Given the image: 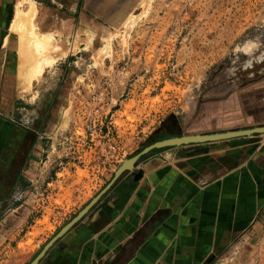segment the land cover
Segmentation results:
<instances>
[{"label":"rangeland","instance_id":"374dc122","mask_svg":"<svg viewBox=\"0 0 264 264\" xmlns=\"http://www.w3.org/2000/svg\"><path fill=\"white\" fill-rule=\"evenodd\" d=\"M32 1L33 30L50 43L31 81L22 33L9 31L26 0H0V75L17 108L11 124L34 128L39 142L23 191L0 205V264H28L146 146L264 125V0ZM233 255L210 261L264 264V237L234 244Z\"/></svg>","mask_w":264,"mask_h":264},{"label":"crops","instance_id":"0c3cea01","mask_svg":"<svg viewBox=\"0 0 264 264\" xmlns=\"http://www.w3.org/2000/svg\"><path fill=\"white\" fill-rule=\"evenodd\" d=\"M3 79L0 75V205L5 207L23 191L25 164L39 142L34 128L11 124L17 108L9 105ZM237 127L193 135L248 128ZM27 139L28 158L16 167ZM253 237H264V135L151 152L38 264H213L218 256L233 258L234 244Z\"/></svg>","mask_w":264,"mask_h":264},{"label":"water","instance_id":"95a60500","mask_svg":"<svg viewBox=\"0 0 264 264\" xmlns=\"http://www.w3.org/2000/svg\"><path fill=\"white\" fill-rule=\"evenodd\" d=\"M254 135H264V126H257L247 129H238L232 131H224L218 133H210L204 135H183L172 136L152 143L146 146L143 150L125 159L116 169L112 179L109 183L94 196L71 220H69L38 252V254L28 264H38L40 260L45 256L47 251L53 246V244L66 234L76 223H78L88 212L94 207V205L100 200V198L111 188V186L118 180V178L125 172L132 170L139 162L140 158L153 150H161L166 148H179L182 146L198 145L204 143L218 142L223 140L246 138Z\"/></svg>","mask_w":264,"mask_h":264},{"label":"bare ground","instance_id":"6f19581e","mask_svg":"<svg viewBox=\"0 0 264 264\" xmlns=\"http://www.w3.org/2000/svg\"><path fill=\"white\" fill-rule=\"evenodd\" d=\"M24 4L25 5L20 2L16 6L14 11V19L10 25L9 31L13 34L18 32L22 33V38L20 37L21 41L19 48V51L22 54L21 67L24 69L25 66H30V68L27 69L26 76L27 80L28 78L29 80H31L35 73H40L42 64L45 59V51L49 48L50 42H48L49 40H47L49 38L48 36L43 37V35H41L42 37H40L33 30L34 27L32 22L36 15L35 3L32 0H26ZM28 45L33 51L32 53L30 52L26 54L24 52V49L29 50Z\"/></svg>","mask_w":264,"mask_h":264},{"label":"trees","instance_id":"16d2710c","mask_svg":"<svg viewBox=\"0 0 264 264\" xmlns=\"http://www.w3.org/2000/svg\"><path fill=\"white\" fill-rule=\"evenodd\" d=\"M154 151H156V150H154ZM154 151H152V152H154Z\"/></svg>","mask_w":264,"mask_h":264}]
</instances>
